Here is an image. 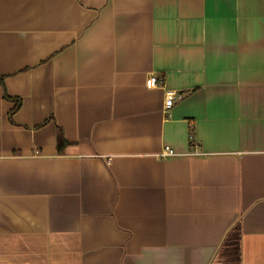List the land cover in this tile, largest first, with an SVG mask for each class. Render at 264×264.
I'll return each mask as SVG.
<instances>
[{
    "label": "crops",
    "instance_id": "obj_1",
    "mask_svg": "<svg viewBox=\"0 0 264 264\" xmlns=\"http://www.w3.org/2000/svg\"><path fill=\"white\" fill-rule=\"evenodd\" d=\"M0 264H264V0H0Z\"/></svg>",
    "mask_w": 264,
    "mask_h": 264
},
{
    "label": "built area",
    "instance_id": "obj_2",
    "mask_svg": "<svg viewBox=\"0 0 264 264\" xmlns=\"http://www.w3.org/2000/svg\"><path fill=\"white\" fill-rule=\"evenodd\" d=\"M146 85L148 87H154V86L158 85L157 78L155 76H151L150 78L147 79ZM176 96H177V92L175 90H172V89L166 90V100H165L166 109H169L173 106L175 99H176ZM191 143H192V148L194 147L193 153H198L199 151L196 150V148H195L197 145L194 143V141H192ZM176 154H178V153L171 146L166 145L164 147L163 151L161 152L160 156L167 157V156H173Z\"/></svg>",
    "mask_w": 264,
    "mask_h": 264
},
{
    "label": "trees",
    "instance_id": "obj_3",
    "mask_svg": "<svg viewBox=\"0 0 264 264\" xmlns=\"http://www.w3.org/2000/svg\"><path fill=\"white\" fill-rule=\"evenodd\" d=\"M5 97L8 100H12V101L15 102L14 107L10 111L11 115H13V113H15L21 107L22 101H21L20 98L11 97L7 93H5ZM58 137H59L58 147H59V149H61V147H63V145H65L67 143V140L65 139V137L63 135V132H62V130L60 128H59Z\"/></svg>",
    "mask_w": 264,
    "mask_h": 264
}]
</instances>
